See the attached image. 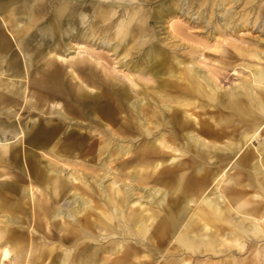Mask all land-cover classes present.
I'll return each instance as SVG.
<instances>
[{"label": "bare ground", "instance_id": "1", "mask_svg": "<svg viewBox=\"0 0 264 264\" xmlns=\"http://www.w3.org/2000/svg\"><path fill=\"white\" fill-rule=\"evenodd\" d=\"M76 1L65 14L58 8L47 18L51 21V36L49 33L50 37L45 38L44 33L42 39L45 42H52L54 33L62 25L83 24V17L76 18V11L84 9L83 0ZM95 1L107 5L132 4L134 0ZM34 6L31 5L29 22L23 28L18 29L12 18L10 33L7 31L11 37L27 33L36 23L39 15ZM12 10L18 12L20 8L16 6ZM171 11L172 7L168 6L165 14ZM161 12L159 19L163 20L166 15ZM259 14L264 17V6L259 8ZM133 15L129 12L128 20L115 25H118L115 36L120 38L114 48L123 44L125 36L134 27L135 24L131 25ZM230 17L231 13L226 16L224 25ZM173 27L170 24V28ZM105 33L106 30L104 36ZM62 34L65 32L60 31ZM7 37L0 34L1 62L13 46ZM215 44L213 49L219 55L213 62L222 68L224 55H229L228 42L219 39ZM78 48L84 49L82 45ZM150 48L145 53V70L156 75L167 72L168 76L165 79L157 75L159 94L168 95L165 82L177 91V96L169 99L176 105H172V101L161 102L157 111L143 102L147 96L145 91L141 92L140 102L135 100L131 103V109L126 103L128 100L124 101L130 96L110 87V83L109 86L100 84L98 91L91 87L94 82L86 81L80 73L85 70L87 60L91 61L93 57L81 54L80 50L67 57L58 53L64 52L58 43L54 46L55 53L44 59L39 78L33 79L22 75L17 57L10 59L8 67L11 74L25 80L23 92L30 93L27 98L35 99L33 105L40 116L37 124L22 134L23 143H27L23 153L21 151L28 179L26 185L19 183L22 176L14 170L21 159L19 150L10 144L0 143V162L7 165V171L0 172V211L5 210V226L0 231V264H65L70 260H77L80 264H144L137 260L141 249L142 257L150 264H155L157 258L161 264H190V257L199 251L203 254V251L209 252L205 255L212 258L214 255H234L249 248L256 252L253 258L229 259L223 263L264 264V163L257 164L259 155L264 156V136L255 150L247 145L252 138L264 135V63H259L261 57L257 52L248 54L259 61L247 65L252 73V84L247 82L235 90L221 91L213 87L208 78L200 77L198 70L189 65L193 64L190 60L186 62L175 56L172 65H167L164 53L155 46ZM222 57L225 58L219 59ZM217 69H210L216 83L219 79ZM126 77L133 87L137 86L131 75ZM16 84L12 81L5 86L15 88ZM18 90L19 87L12 94H18ZM11 99L6 97V102L11 103ZM206 107L214 111H209L208 117L201 119L203 110L198 113L197 109ZM48 113L58 114L55 118L43 116ZM71 114L93 115L97 117L96 124L104 122L111 127L103 129L102 137L97 133L89 136L61 130L62 121ZM138 114L143 122H138ZM117 124L120 127L115 128ZM139 136L141 138L136 139ZM245 145L244 150L238 153ZM48 146L54 155L79 157L83 164L93 162L94 167H98L96 178L84 188L76 184L67 185L61 174H51L49 168L52 167L41 161L38 152ZM105 154L107 159L104 163L94 160L96 156ZM213 158L220 161V165H210ZM233 158L234 166L226 168ZM231 168L233 172H230ZM105 177L110 179L106 186L102 184ZM72 179L77 178L72 176ZM68 192H71V199L61 204L60 200ZM9 194H20V200L29 204L30 222L33 223L29 233L25 229H17L19 217L10 213L17 205L14 202L4 205L3 200L12 199ZM51 218L57 221L53 223ZM35 228L43 233L41 244L37 241ZM47 239L56 243L43 249ZM107 242L108 245L105 244ZM35 244H40L41 249L33 256ZM184 250L190 256L173 259L175 254Z\"/></svg>", "mask_w": 264, "mask_h": 264}, {"label": "rangeland", "instance_id": "2", "mask_svg": "<svg viewBox=\"0 0 264 264\" xmlns=\"http://www.w3.org/2000/svg\"><path fill=\"white\" fill-rule=\"evenodd\" d=\"M2 2L3 4L1 5ZM74 3H77V1L0 0V34L6 37L8 36L7 38H9V40L11 41V45H13L11 46V49L6 53L5 57H3L4 60H2V62L0 58V94H2V98H0V143L10 144L13 146V149L19 150L21 159L18 163L15 164V169H13L18 172V174H20V177L22 176L21 179H18V181L19 183H22L24 185L28 183V179L26 177L25 167L23 165L24 158L21 157V151L23 153V148L26 147L27 143H23L24 140L22 134L27 132V130L30 129L33 124H37L40 114L38 113L39 110H35V105H33L35 99L27 98L29 97L30 93H27V91H24L25 93L23 92L25 80L22 78V76L21 79L12 75L10 72L8 64L12 57H17L22 75L26 77L28 76L30 77V79H33L39 78L40 74L42 73V64L44 59L48 57L49 54L55 53L54 46H56L58 43L61 44V50L64 51L58 53L67 57L74 56L76 52L80 50V52L82 51L81 54L93 57L91 58V61L90 59L87 60V62L85 63V70L80 73V76L86 81L92 80L94 82L95 85L89 84L91 87H94L98 91V89L100 88V84L109 86L110 83V87H114L122 92L124 91L126 94H128V96H130L129 99H126L124 101L126 102L128 100L126 103L131 109V103L135 100H138L140 102L141 92L145 91L147 93V96L145 97L143 102L149 105L148 107L150 109H154L156 111L159 110L157 108H160L161 102L168 103V101H172L171 104L176 105L173 100L169 99L172 96H177V91H175L168 84V82H165L164 84H166L167 87L165 93H168V95H160V81L158 80L157 75L159 74L162 78L166 79L168 78L167 72H160L156 75L152 71L145 70V53L147 52V50L151 49V46H155L157 50L159 49L164 53L167 60V65H172L173 57L175 56L176 59L178 58L186 62L190 60L193 64L189 65L198 70L197 72L199 73L200 77L205 76L212 83L211 85L213 87L215 86L216 89L219 88L221 91L235 90L236 88H239L241 84L247 82L249 84H252V73L247 65L257 63L259 61L249 56L248 54L257 52V55L261 57L260 59H262L259 63H264V17L259 14V8L264 6V0H134L132 4L112 3L107 5L99 4L95 0H83L82 7L84 9H78L76 11V18L79 19L80 17H83V24L72 23L62 25L61 27H58L57 31L54 33L55 39H52V42H45V40L42 39L44 33L45 38H48L49 33L51 36V21L49 19L47 20V18L52 16L53 13H56V9L58 8L63 9L65 14ZM31 5H35L34 7L37 8V10H35L39 15L36 23L27 31V33L11 37L9 33L12 27L10 25L12 18L17 22L16 25L18 26V29L23 28L24 24H27L29 22L28 13L31 9ZM16 6L19 7L20 10H18V12H14L13 10L11 11V9H14V7L16 8ZM168 6L172 7V11L166 15V7ZM135 11L137 12V14H135ZM112 12H114V14ZM129 12L134 13V20L132 21L131 25H135L134 27H132L131 32L127 33V35L125 36V40L123 39V44L117 45L115 47L117 49L116 50L113 45H116L117 41L119 42L118 39L120 38V36H115V31H117L118 29V25L117 27L115 25L117 23L119 24L128 20L127 17ZM160 12L166 15L163 16V20L159 19V16L161 15ZM44 13H46L45 16L42 15ZM229 13H231V17L224 25L223 22L225 21V18ZM61 18L63 19L64 16H62ZM170 19L171 21H169ZM54 21H56V19ZM138 21H143V23ZM141 24H143V26ZM170 24H172V26L174 27L170 28ZM174 28L177 29L175 30ZM105 30L106 33L104 36ZM40 31H42V33H40ZM60 31L65 32V34L60 35ZM134 36L136 37L134 38ZM222 38L228 42V44H226V48L229 52V55H231L230 57L229 55H224L226 58H219L221 60L225 58V64L222 68H220L219 64L213 62V60H215L216 58L218 59L217 55H219L214 51L213 48L216 45L215 42L219 41V39L220 41L223 40ZM130 39L134 42H132ZM96 40L98 42H96ZM131 42L132 44H130ZM230 42L234 45H232ZM79 45H82L84 49H79ZM131 46L136 47H134L133 49ZM127 48L129 50H127ZM83 50H85L86 53H83ZM213 53L217 57L214 56L213 58ZM93 59L96 61H94ZM213 68H218L217 70L219 71V79L217 83L213 81L210 73V69ZM125 73L126 76L131 75L135 83H138L139 85L137 84L136 87H133L128 77L125 76ZM110 76L112 79H109ZM12 81L18 83L16 84L15 88L10 87V85L8 87L5 86L7 83H10ZM18 87V94H12V92H14ZM85 89L88 90L87 88ZM6 97L12 98V102H6ZM15 100L17 102H15ZM60 103L62 102L60 101ZM27 104L29 105V107L27 106ZM25 107L26 110L24 109ZM46 107L47 106H45L43 109H45ZM208 108L206 107L205 109H197L198 113H200V110H203V112L201 111L200 113L201 119L207 118L209 115V111L213 113L214 109L210 107ZM14 110H16V112ZM27 111H29L30 113ZM165 113L168 112L165 111ZM202 113L204 116L202 115ZM57 114L48 113L46 115L43 114V116H50L55 118V115ZM137 118L138 122H143L140 114L137 115ZM95 120H97V117L93 115L89 117L71 114L67 119L62 121L63 128L61 130H72L73 132L88 134L89 136L91 134L97 133L99 134L98 137H102L104 134L103 129L108 127L110 128L111 126L108 124H104V122L96 124L94 122ZM114 127L118 128L120 127V125L117 124ZM60 135L62 136L63 134ZM263 136L264 135L249 140L247 142L248 147L252 146L250 149L255 150V148L258 147V145L263 141ZM140 138L141 136L137 137L136 139ZM229 141L230 140H228V142ZM13 143H16V145H14ZM49 147L51 146H48L47 149L45 148L42 151H37L41 156V161H43L44 164L48 163L50 167L55 170L54 172L52 168H49L51 174H61L64 180L67 181V185L76 184L77 186L84 188L85 184H91L96 178L95 174L98 173L96 172V168L98 167H94V165L92 164L93 162H85L83 164V160L79 157H61L62 155H54L52 154V152H49ZM245 147L246 145L243 146L238 153L242 152ZM248 147L247 149H249ZM95 158L94 160L99 164L104 163L107 159L106 154L96 156ZM235 158H233V160L226 166V168L234 166ZM213 160L214 161L210 162V165H220V161H218L216 158H213ZM262 162L264 163V156L261 157V155H259L257 164H261ZM6 166L7 165L5 163L0 162V172L4 170L7 171ZM89 167L91 170H89ZM231 171L233 172L232 168L230 169V172ZM99 174H102V172L100 171ZM72 176H75L78 180L76 179L73 181ZM90 176H93V178ZM109 181L110 179H108V177H105L102 180V184L106 186ZM91 186L95 187V185ZM20 194H15V196H11L9 194L10 198L12 199H9V201L6 199L3 200V202L4 205L8 204V206L11 202H14L17 205L12 209L10 213L11 215L16 214L19 217V226L17 229H19L20 231L25 229L26 233H29V230L32 228V226L30 225L33 224L31 223L32 221L30 222L31 218L29 204H26L24 203V201L20 200ZM63 198L60 200L61 204H65L71 199V192L65 194ZM3 211L5 210L0 211L1 232L2 230H4L3 228L5 226V223L3 222V214H5V212ZM50 221L55 223L57 220L51 218ZM35 231V234L38 237L37 241L41 244L43 233L37 228H35ZM115 240H120V238H115ZM46 241L43 249L51 247L56 243L55 241L50 242L48 239ZM104 241L106 242V240ZM108 243L109 242L105 244L108 245ZM40 244H35L32 247L35 250L33 256H36L39 248L41 249ZM21 245L24 246L23 243H21ZM249 249L246 251H239L234 255H214L212 256V258H209V256L205 255V253L209 254V252L203 251V254L202 251H199L192 256L193 258L190 257L191 260L189 263L217 264L220 262L221 264H224L223 261H229V259L236 261L246 258L251 259L256 252H254V250L250 251ZM69 250L73 251L72 248H69ZM141 250L138 253L137 260L143 261L144 264H150L147 259L142 257L144 253L142 252L143 250ZM187 252L186 250H184L183 253L182 251L178 252L174 255L175 257L173 259H185L189 254ZM146 253L148 254V252ZM188 256H190V254ZM70 261H67V263L65 264H80L77 260H75V262L74 260L71 262ZM155 262V264H161V260H159V258H157ZM5 264H13V262H7ZM51 264L58 263L52 262Z\"/></svg>", "mask_w": 264, "mask_h": 264}]
</instances>
